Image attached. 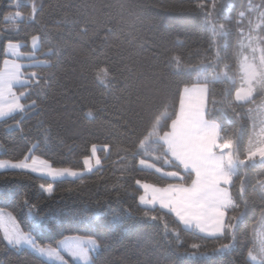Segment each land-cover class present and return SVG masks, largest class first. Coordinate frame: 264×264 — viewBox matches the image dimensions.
<instances>
[{"label":"snow or ice","instance_id":"obj_1","mask_svg":"<svg viewBox=\"0 0 264 264\" xmlns=\"http://www.w3.org/2000/svg\"><path fill=\"white\" fill-rule=\"evenodd\" d=\"M29 5L27 13L20 10L9 12L5 20L14 24L22 22L38 25L44 13V0H29ZM15 7L18 9L19 4ZM49 7L52 8L51 5ZM58 7L66 8L68 5L61 4ZM74 7V14L66 12L56 22L64 26L56 29L58 42L48 39L45 45L48 33L41 31L27 41L9 38L3 44L0 121L8 130L20 128L23 117L37 109L39 101L45 99L53 84L58 82L52 69L64 64L65 52L73 46L64 38L66 30L71 34L72 29H75L77 36L87 37L90 46L82 50L84 63L79 73L82 78L90 77L92 82L103 89L104 97L115 89L117 71L121 75L125 71L132 72L127 66L119 69L112 66L109 48L116 47L109 45L113 31L110 26L113 5L107 0L91 4L85 0ZM189 11L195 13L196 19L200 20L199 30L207 37V47L198 52V64L184 63L179 56L167 57L164 64L168 72L181 79L173 81L168 75L153 70L148 82L143 85V92L137 91L135 101L131 99L132 93L128 92L125 106L131 112L124 122V131L112 134L114 137H126L129 141L125 146L121 139L117 145L118 153H123L120 162L124 167L120 171L126 174V178L122 175L125 183L146 170L154 171L158 174L157 179L164 182L158 185L135 179V184L143 190V194L138 197L139 205L142 206L137 208L142 213L139 219L144 222L162 221L164 218L155 214L158 205L160 210H165V215L175 217L173 224L177 229L183 226L181 230L202 234L201 239L220 241L211 248L193 243L180 255L188 257L190 264H218L224 258L232 256L240 246V229L245 225L250 211L247 173L259 169L260 174L264 175V100L256 102L257 96H264V0H260L259 4L249 3L246 9L238 13L235 21L238 35L235 72L229 61L227 42L232 32V21L226 15L221 19L222 11L218 0H195ZM94 13H99L103 22ZM51 14L50 11L49 15ZM246 17L247 31L244 29ZM15 31L18 32L19 28ZM101 31L104 33L102 36ZM42 47H46V50L41 53ZM66 71L75 73L77 69L69 61ZM193 72L195 76L192 75ZM127 80L128 77H125L121 81L124 84L123 91H128L131 87ZM218 84L223 85L219 91L216 88ZM176 96L179 98L178 104ZM169 97H172L171 107L167 103ZM115 99L119 100L121 97L116 96ZM133 103L139 110L132 108ZM246 104L255 107H249L245 112ZM152 106H156L158 114H154L148 125L138 131L142 112L146 107ZM161 108L163 111H159ZM245 115L252 121V129L241 159L239 149L245 129L241 125L229 133L225 125L243 120ZM85 118L95 119L94 112L89 110ZM9 120L14 121V124L9 125ZM20 130L23 131L22 128ZM50 138L45 136L43 146L39 142L30 143L22 159L0 160V169L13 175L36 173L51 178L52 182L40 185L42 193L51 197L57 180L71 178V183L83 181L85 172L102 169V158L97 153L101 150L110 153L111 150L108 144H92L91 155L83 157L82 169L54 167L48 160L37 155L42 148L46 149V142ZM237 179L239 197H235L231 191ZM253 190L261 201V227L253 229L252 238L244 245L247 253L243 264H264V180H258ZM20 196L16 187L6 185L0 189V200L16 201L19 207L28 210L33 227H54L48 214L41 215L38 205L32 204L27 198L18 199ZM126 212L127 215H134L130 210ZM230 212L233 214L229 215ZM4 218L5 214L0 210V227L3 228L6 246L31 249L37 256L55 259L59 264H69L64 253L72 258L73 264H98L100 253L112 249L110 242L98 240L92 235L66 236L55 247L42 245L30 230L21 227L12 213H7V221L11 227L4 225ZM113 219L118 220L120 216H114ZM94 220L92 216L86 217L82 220V225L88 230L99 228L100 225L94 223ZM164 229L169 238L171 235L178 238L179 232L170 230L166 222ZM202 248L205 250L202 251ZM8 264H29V261L22 257L14 262L9 261ZM99 264H107V261ZM177 264L185 262L178 260ZM228 264L233 262L229 261Z\"/></svg>","mask_w":264,"mask_h":264},{"label":"trees","instance_id":"obj_2","mask_svg":"<svg viewBox=\"0 0 264 264\" xmlns=\"http://www.w3.org/2000/svg\"><path fill=\"white\" fill-rule=\"evenodd\" d=\"M85 0H44V13L38 25L6 21L5 17L9 12L20 10L29 11V0H0V68L4 56L2 46L9 38L13 40L27 41L32 35L46 31L48 39L54 43L59 41L56 35L58 25L65 13L74 14L76 7ZM87 3H99V0H86ZM112 4L111 27L113 29L109 45L116 46L109 48L112 66L114 69L127 66L132 72L125 71L123 75L117 71L115 89L107 97L102 95L103 89L92 82L90 77L82 78L79 73L84 63L82 50L89 47L87 37L77 36L76 30L72 29L71 34L65 32L64 38L73 46L65 52L64 64L54 68L58 82L53 84L48 91L47 97L39 101V106L23 117L20 128L13 127L8 130L0 121V160L22 159L27 152L30 143L45 144V136L51 138L46 142V149L37 153L41 159L48 160L54 167L83 168V157L91 155L92 144L98 146L108 144L111 146L110 153L103 150L97 155L102 158L103 167L101 170H94L83 176V181L70 180L56 181L53 185L54 192L51 197L42 193L41 184L49 181L44 178L30 175H13L11 172H0V189L6 185L19 189L21 196L18 199L27 198L32 204L38 205L41 215L48 214L54 227H33V222L28 215L26 208H21L16 201L4 202L0 200V210L12 215L20 223L24 230H30L42 245L54 247L56 243L66 236H88L103 239L112 244L109 252H102L99 255V262L107 261V264H177V261H184L190 264L188 257L180 255L193 243L207 245L211 248L220 241L212 239H201L200 234L195 231H184L177 229L173 221L174 216L165 215V210L157 207L156 215L162 216V221L144 222L139 219L142 215L137 211L139 205L138 197L142 191L136 186L135 179L139 178L147 183L162 185L164 182L157 179L158 174L152 170L136 174L132 179H122L120 169L124 167L120 162L117 145L120 140L126 146L128 139L114 137L112 133L124 131V122L129 117L131 110L125 106V98L128 92L132 93L131 99L135 101L137 91L143 92V85L148 82L153 70L168 75L173 81H179L180 77L171 76L165 67L164 61L170 56H179L182 62L198 64V52L207 47V37L200 32V20L196 19L195 13L189 11L195 0H107ZM19 4L17 9L15 5ZM259 4L260 0H218L223 16L230 17L232 21V32L228 37V56L233 65V72L236 71L235 53L237 51V31L235 21L238 13L247 8L248 4ZM68 5L60 8L58 5ZM52 6L50 8L49 6ZM123 5V8H121ZM51 11V15L49 12ZM97 15L101 22L103 17ZM43 26V28H41ZM248 18L244 20V29L247 31ZM19 28V31H15ZM104 33L101 31L100 35ZM91 35V30L89 32ZM99 42V39H97ZM28 49H22L27 51ZM46 47L40 49L41 53ZM43 58V57H41ZM69 61L76 67L75 73L66 71L69 68ZM39 69H29V71ZM47 71V70H45ZM195 76V72L192 74ZM128 77L127 83L131 85L128 91H123L124 84L121 81ZM217 91L223 85H216ZM234 95L235 87L232 88ZM120 96L121 99H115ZM35 98V97H34ZM178 96L175 100L178 104ZM264 96H257L256 102L260 103ZM172 97L167 103L171 107ZM249 107L255 105H244L246 112ZM132 108L139 110L135 103ZM92 110L95 119L85 118V114ZM163 111V109H159ZM158 114L156 106L146 107L138 121V131H142L148 122ZM20 119V117H17ZM9 125L14 121H7ZM243 126L245 129L243 143L240 146V158L247 147L248 137L251 135L252 121L245 115L243 120L236 121L231 125L226 124L228 132L231 133L236 127ZM106 157V158H105ZM244 173V170H241ZM248 185L247 196L249 202V214L245 225L240 229V246L230 257L224 258L218 264H243L247 253L244 245L252 238L253 229H260L259 223L261 213V201L258 194L253 190L258 180H264L260 170H251L247 173ZM123 185V186H121ZM115 186V190H114ZM69 189H72L69 192ZM235 197H239V180L231 189ZM130 210L134 215H127ZM123 215L121 216V214ZM233 213H229L232 215ZM92 216L94 223L100 225L92 230L82 225V220ZM114 216L120 219L114 220ZM168 223L169 229L179 232L176 235H165L164 223ZM182 245V246H181ZM250 247L251 245L248 244ZM205 250L204 248L201 249ZM26 257L29 264H56L49 263L27 249H13L6 246L0 231V264H8L9 261H16ZM69 264L73 261L66 256Z\"/></svg>","mask_w":264,"mask_h":264},{"label":"rangeland","instance_id":"obj_3","mask_svg":"<svg viewBox=\"0 0 264 264\" xmlns=\"http://www.w3.org/2000/svg\"><path fill=\"white\" fill-rule=\"evenodd\" d=\"M2 67H3V63H2ZM1 67V68H2ZM93 163H94V161H93ZM4 170L3 169H0V172H3ZM94 171V170H93ZM90 172H85L84 173V175H86V174H89ZM33 175H35V176H37V177H40V178H44V179H47V180H49V181H51V178H47V177H43V176H41V175H39V174H36V173H33ZM83 175V176H84ZM71 178H69V179H64V180H70ZM57 181H60V180H57ZM137 186V185H136ZM138 187V186H137ZM141 191H142V194H143V190L142 189H140ZM46 194V193H45ZM47 195V194H46ZM158 206V205H157ZM159 207V206H158ZM3 213L5 214V218H4V225L5 226H8V227H11V225H10V223L7 221V212H5V211H3ZM0 231H1V234H2V237H3V228L2 227H0ZM199 234V233H198ZM200 235H202V234H200ZM4 240V239H3ZM63 240V239H62ZM4 242L6 243V241L4 240ZM57 245V243L55 244V246ZM54 246V247H55ZM21 249H27V250H29V251H31V249H28V248H21ZM32 252V251H31ZM35 254V253H34ZM64 255V258H66V256L67 257H69L71 260H72V258L67 254V253H64L63 254ZM92 255H95V253H93ZM40 258H42L43 260H45V261H47V262H49V263H56V264H59V262L58 261H56L55 259H48V258H45V257H40ZM66 260V259H65Z\"/></svg>","mask_w":264,"mask_h":264},{"label":"crops","instance_id":"obj_4","mask_svg":"<svg viewBox=\"0 0 264 264\" xmlns=\"http://www.w3.org/2000/svg\"><path fill=\"white\" fill-rule=\"evenodd\" d=\"M2 67V66H1ZM158 207V206H157ZM159 208V207H158Z\"/></svg>","mask_w":264,"mask_h":264}]
</instances>
